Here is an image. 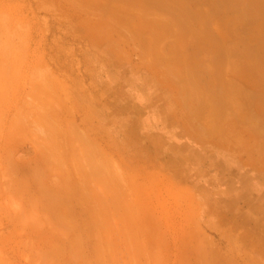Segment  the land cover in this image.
<instances>
[{"label": "rangeland", "instance_id": "rangeland-1", "mask_svg": "<svg viewBox=\"0 0 264 264\" xmlns=\"http://www.w3.org/2000/svg\"><path fill=\"white\" fill-rule=\"evenodd\" d=\"M0 264H264V0H0Z\"/></svg>", "mask_w": 264, "mask_h": 264}, {"label": "crops", "instance_id": "crops-1", "mask_svg": "<svg viewBox=\"0 0 264 264\" xmlns=\"http://www.w3.org/2000/svg\"><path fill=\"white\" fill-rule=\"evenodd\" d=\"M148 90V89H147ZM190 137H192V136H190Z\"/></svg>", "mask_w": 264, "mask_h": 264}, {"label": "bare ground", "instance_id": "bare-ground-1", "mask_svg": "<svg viewBox=\"0 0 264 264\" xmlns=\"http://www.w3.org/2000/svg\"><path fill=\"white\" fill-rule=\"evenodd\" d=\"M4 208V207H3Z\"/></svg>", "mask_w": 264, "mask_h": 264}]
</instances>
